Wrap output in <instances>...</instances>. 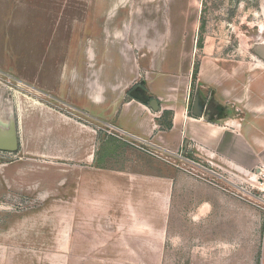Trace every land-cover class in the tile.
<instances>
[{
  "label": "crops",
  "instance_id": "obj_1",
  "mask_svg": "<svg viewBox=\"0 0 264 264\" xmlns=\"http://www.w3.org/2000/svg\"><path fill=\"white\" fill-rule=\"evenodd\" d=\"M205 1H49L52 25L72 27L67 39L78 32L80 59H48L59 38L37 39V152L17 157L37 159L25 188L50 197L42 221L65 223L67 257L264 264V204L234 191L264 166V61L207 57L197 65ZM100 5L98 35L86 36ZM17 138L19 147V120ZM179 153L209 165L217 177L205 175L217 183L187 170Z\"/></svg>",
  "mask_w": 264,
  "mask_h": 264
},
{
  "label": "rangeland",
  "instance_id": "obj_2",
  "mask_svg": "<svg viewBox=\"0 0 264 264\" xmlns=\"http://www.w3.org/2000/svg\"><path fill=\"white\" fill-rule=\"evenodd\" d=\"M25 1L0 0V123L6 125L11 117L19 120L18 149L0 150V264H126L125 258L119 256L67 257L65 223L42 221L45 216L49 221L47 217L52 214L45 210L50 197L40 201L37 191L29 192L25 188L32 187V174L37 175V159L20 161L17 157L21 149L37 152L34 135L37 97L41 96L37 93V39L48 41V34L59 38L52 37L47 49L46 57L53 60L80 59V51L73 47L81 41L76 39L77 31L75 39H67L69 27L64 22L52 25L55 8L52 6L51 10V0H37L35 9ZM103 9V5L95 8L86 36L98 35L95 27ZM201 25L196 33L197 65L207 57L232 61L234 66H246L237 63L249 62V57L261 59L256 46L264 44V0H206ZM23 61H27V68L31 70L29 79L19 75ZM60 67L55 65L52 72ZM42 97L49 104L53 102L47 95ZM17 164L30 170L26 177L17 174Z\"/></svg>",
  "mask_w": 264,
  "mask_h": 264
},
{
  "label": "built area",
  "instance_id": "obj_3",
  "mask_svg": "<svg viewBox=\"0 0 264 264\" xmlns=\"http://www.w3.org/2000/svg\"><path fill=\"white\" fill-rule=\"evenodd\" d=\"M141 143L144 145L148 144V143H143V142ZM141 148H143L150 155H153L156 157H159L163 155V153H165L163 149L159 147H154V148L153 147L151 148L141 147ZM178 156L189 163L190 166L189 168H187V170L192 169L193 173L199 175L201 178H205L211 183H215V184L217 183V181L214 180V178L217 177L216 172L213 171L209 167V165L202 163L200 161H196L194 159L186 158V156H184L182 153H179ZM204 170H207L208 175H210L211 173L214 178L206 177L205 175L206 172ZM253 181H254L253 183H250V187L248 188L238 187L234 189V191L236 194H239L243 198L249 200L254 205H263L264 204V166H261L256 169L255 174L253 176Z\"/></svg>",
  "mask_w": 264,
  "mask_h": 264
},
{
  "label": "water",
  "instance_id": "obj_4",
  "mask_svg": "<svg viewBox=\"0 0 264 264\" xmlns=\"http://www.w3.org/2000/svg\"><path fill=\"white\" fill-rule=\"evenodd\" d=\"M257 55L264 61V44L256 46ZM152 106H155L156 101L152 100ZM18 148L17 138V121L11 117L6 125L0 123V150L13 152Z\"/></svg>",
  "mask_w": 264,
  "mask_h": 264
},
{
  "label": "trees",
  "instance_id": "obj_5",
  "mask_svg": "<svg viewBox=\"0 0 264 264\" xmlns=\"http://www.w3.org/2000/svg\"><path fill=\"white\" fill-rule=\"evenodd\" d=\"M138 99L142 100L143 102H147V99L137 97Z\"/></svg>",
  "mask_w": 264,
  "mask_h": 264
}]
</instances>
